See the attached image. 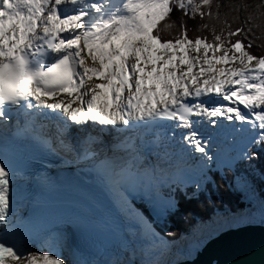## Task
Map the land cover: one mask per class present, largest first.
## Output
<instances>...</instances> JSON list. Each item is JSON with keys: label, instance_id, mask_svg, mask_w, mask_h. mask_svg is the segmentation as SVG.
I'll list each match as a JSON object with an SVG mask.
<instances>
[{"label": "snow or ice", "instance_id": "obj_1", "mask_svg": "<svg viewBox=\"0 0 264 264\" xmlns=\"http://www.w3.org/2000/svg\"><path fill=\"white\" fill-rule=\"evenodd\" d=\"M212 4L213 0H0V121L6 124L13 112L28 116L29 127L36 124L37 116L57 120L60 147L100 172L121 210L143 223L144 234L153 240L159 237L133 206L135 194L155 199L168 170L181 169L183 156L169 151L159 135L151 142L128 137L104 148L103 141L88 130L168 127V139L175 138L177 129L186 130L181 133L182 143L204 161H212L214 138L204 136L200 126L207 119L220 129L217 135L227 138L230 133L218 121L236 120L259 129L240 154L242 159L256 158L250 148L264 146V56L248 51L252 42H244L245 29L228 30L226 35L212 29L208 42L204 36L189 38L181 19L173 39L160 36L161 22L165 27L175 23L171 21L175 9L190 18L211 19ZM207 27L201 24L197 30ZM218 51L222 55L217 56ZM87 59L99 67L88 66ZM237 61L239 67H216ZM94 78L106 83L88 87ZM213 93L237 106L210 108L199 99ZM101 97L107 99L98 106ZM70 126L80 133L74 143L63 138ZM35 138L56 151L51 139ZM0 152V264L5 260L68 264L55 243L43 254L21 250L11 219L16 215L12 177L17 173L5 158L7 150ZM149 154L155 157L151 163L146 162ZM196 187L199 190L200 185ZM74 226L72 220L59 222L50 238L58 240Z\"/></svg>", "mask_w": 264, "mask_h": 264}, {"label": "trees", "instance_id": "obj_2", "mask_svg": "<svg viewBox=\"0 0 264 264\" xmlns=\"http://www.w3.org/2000/svg\"><path fill=\"white\" fill-rule=\"evenodd\" d=\"M217 4L220 5L219 8ZM210 11L213 13L211 19L207 15L201 19L199 16L190 18L181 10L175 9L171 14V21L175 23L171 27H165V22H161L162 40L173 39L179 33L181 19L188 28L189 38L204 36L208 42H212V29H215L216 34L223 31L226 35L228 30L234 31L238 27H243L247 33L244 42L248 43L249 40L252 42V47L248 51L256 56H264V0H213ZM201 24H207L208 27L197 30ZM249 29L251 31H248ZM236 38L232 37L233 40ZM254 149L251 152L257 154L256 158L240 162L234 169L240 176L245 174L253 183L254 192L259 200L264 201V146H255ZM235 176L234 172L227 170L224 175H214L213 183L204 189L197 190L195 187L185 192L177 190L173 197L175 208L159 222L151 217L148 206L142 204L134 206L160 235L173 242L181 235L191 233L197 225L205 221V218L208 220L213 217L216 211L218 213L224 210L227 212L235 209L244 210L248 206L246 198L234 187ZM256 223L264 225V219ZM66 261L72 264L70 260Z\"/></svg>", "mask_w": 264, "mask_h": 264}, {"label": "rangeland", "instance_id": "obj_3", "mask_svg": "<svg viewBox=\"0 0 264 264\" xmlns=\"http://www.w3.org/2000/svg\"><path fill=\"white\" fill-rule=\"evenodd\" d=\"M209 55L211 56V51L209 52ZM217 56L222 55V52H217ZM231 55V53H229ZM254 63V62H253ZM219 64L216 65L217 69ZM239 67L238 61L234 64H228L227 67ZM222 67V66H221ZM224 67V66H223ZM95 83H101L97 79L93 82ZM106 83V82H104ZM92 84V85H93ZM101 105L104 102V99H107L105 97H101ZM240 122V121H239ZM242 124V123H241ZM241 124L234 125L235 128L238 130L240 129ZM253 133H242L241 138L233 139L230 136L229 141L227 145H222L223 150H220L218 154H216L213 150L210 149L209 154L214 156V159L212 161H204L201 157V154L199 153V156H197V159L194 157H191L190 160H188L189 155L186 154V158L184 160L188 161V166H181V169L179 171L175 170L169 173L167 176L164 177V179H167L164 186L158 191L156 198H141V196H136L134 202L139 203L140 205H147L149 208V212L152 216L156 217L157 219L161 220L165 218L166 214L170 211H172L173 208L169 207V204H173V193L175 189H187L189 187H196L197 184L200 185L201 189L205 186L209 180V174L214 171H220L219 173H216L215 175H219L221 173V170H227L228 168H232L236 163L239 161H242L244 159L241 158V151L243 149H246V143H250L253 137L257 136L259 133V129H253ZM217 142V141H216ZM216 142H213L211 146H215ZM220 145V144H218ZM253 147V146H252ZM251 147V148H252ZM154 159V158H152ZM194 159V160H193ZM171 170V169H170ZM170 176V177H169ZM225 177V176H222ZM234 187L238 191H240L244 198H246L248 202V206L244 210H232V211H222L216 213L214 212L213 217L209 218L208 220L205 218L203 223H200L197 225L194 230L191 233L183 234L179 237L176 241H169L166 238H164L162 235L157 234L153 229V231L157 234L159 237L158 240H154L155 242H161L169 251H171V256H173V260L178 259L176 262L181 260H186L192 258V255L196 252L208 239L216 235L219 228H222L226 225V223L230 220V222L234 223L232 227L241 226V224H254L256 221L264 219V201L259 200V197H257L256 192H254V186L253 183L245 176V174L236 175L234 178ZM197 188V187H196ZM131 199V197L129 198ZM156 200H159V203L156 204V207L162 208L161 215H157L154 212V203ZM146 221V219H144ZM232 220V221H231ZM226 221V222H225ZM225 222V223H224ZM141 223V222H140ZM148 223V222H147ZM144 225L143 223H141ZM149 224V223H148ZM229 224V223H227ZM150 225V224H149ZM230 225V224H229ZM137 227L139 226L140 229H144V226L141 227V225L137 224ZM215 227L216 231L211 232V229ZM152 228V227H151ZM220 232V231H219ZM147 237V236H146ZM149 237V238H148ZM147 237V240L152 239L150 236ZM148 240V241H149ZM189 242V247L185 242ZM144 246L147 247V241L144 240ZM60 255L65 257L67 260H70L72 264H83L79 259L78 256H87L89 253L79 251L75 248H72L69 246L67 242L64 241L62 248H57ZM191 250V251H189ZM43 251H46L43 249ZM43 251L40 249H37L36 252L43 254ZM114 252V251H113ZM150 254H162L163 259H168V255L162 253L161 251L152 252L149 251ZM125 252L122 254L116 253L120 258L124 255ZM90 256L93 257L92 254ZM98 262L102 263L101 257H95ZM130 261V260H129ZM42 262V261H41ZM40 261H38V264H42ZM131 262V263H130ZM127 262V264H135L133 261Z\"/></svg>", "mask_w": 264, "mask_h": 264}, {"label": "bare ground", "instance_id": "obj_4", "mask_svg": "<svg viewBox=\"0 0 264 264\" xmlns=\"http://www.w3.org/2000/svg\"><path fill=\"white\" fill-rule=\"evenodd\" d=\"M62 35H66V33L62 34ZM86 64L88 66L99 67V63L97 62L95 65H93L91 59H87ZM221 66L227 67L228 64H223V65L219 64L218 65V67H221ZM95 80L96 79L94 78L92 81H88L87 82L88 87L93 86L92 84ZM98 81H100L101 83L106 82L102 79H100ZM105 98H107V97H105ZM100 99L102 100V98H100ZM224 102H225L224 107H236L237 106V105L233 104L231 101H224ZM97 104H98V106L101 105L100 102H97ZM239 107L242 111L247 113L248 110L244 109L243 105H239ZM212 119H216V118H212ZM249 119H254V117L250 113H249ZM218 123L223 125V128L226 129L230 133L227 136V138H225V136H223V135H217V133L220 131V129L209 124L207 120H205L202 123V125L200 126L201 127L200 131L203 133L204 136H211L214 138L213 142L217 141L216 143L220 144V145L216 144L215 146H210V149L213 150L216 154H218L220 150H223L222 145H225V144L227 145L228 143H230L229 138H228L229 136L235 140V139L241 138L242 133H250V132L253 133L254 132L253 128H251V126H249L246 122H239L236 120L227 121V120H224L223 118H221L218 121ZM237 124H241L239 130L234 127V125L237 126ZM233 129H235L236 131L233 132L232 131ZM183 146H184V148L180 149L179 152H176V150H174L172 147H168V150L173 152V153H176L178 155H182L184 159L186 158V156H185L186 154L189 155L188 160H190L191 157H194L197 159V156H199V153L193 152L190 146H185L184 144H182L180 142V139H178L177 140V148H180ZM247 146H248V143H246V147ZM71 154H73V153H71ZM153 156L154 155H150V154L147 155V161L146 162L151 163L155 159V158L152 159ZM184 161H185L183 163L184 166H188V161L187 160H184ZM87 166L88 165L83 163V162H80V163L75 162V165H71V169H68L67 174L70 176H74L81 181H85L86 183L92 185L98 192H100L102 194V196L107 200V202L113 208L114 212L116 213V215L118 216V218L120 220V223L122 224L123 228L127 232L128 236L131 238V240L133 242V249H129V250L125 251L122 258H120L118 255H116V253L122 254L123 253L122 251H117L115 249L114 250L111 249V250H105L104 252L101 253L100 256L92 254L93 255V257H92L89 254L86 257L85 256H78V259L83 264H127V262H130V261H133L135 264H175L178 259L173 260L174 257L171 256V254H172L171 251H169L161 242H155L153 239H150V240L148 239L149 241L147 240L148 236L146 237V235L144 234L145 233L143 231L144 229H140L139 226L138 227L136 226L137 224L138 225L140 224L141 227L144 225H142L140 223V221H138L137 219L129 217L124 211L121 210L119 200L117 199V197L112 192L109 191L108 187L105 185V183L102 179V175H100V176L96 175V173L98 172L97 170H93V173L90 174L89 172H92V171L87 170L86 169ZM181 166L184 167L183 165H181ZM76 167H78V168L75 169ZM73 168L75 169L76 173L72 170ZM85 170H87L88 172ZM172 171H174V169H171V170L169 169L167 175L169 173H171ZM165 180L168 181L167 179H165ZM135 195L139 196V194H135ZM158 203H159V200H156V202L153 204L154 208L156 207V204H158ZM154 212L157 215H161L162 208L160 209L159 207H156L154 209ZM227 223H229L230 225ZM227 223L224 227L219 228L218 231H216V228L213 227L211 229V232H215V231L219 232V231H222L226 228L232 227L234 225V223L230 222V220ZM55 231H52L50 233H53ZM50 233L45 238H43L37 245L32 246L28 249L31 250L32 252H36L37 249L47 250V248L52 243H55L57 245V248H62L64 241L67 242L70 247L76 249V247L72 241V237H71L70 232L65 231L63 234V237L58 239V240H52L50 238ZM144 240L147 241V244H148L147 247L144 246V244H145ZM185 244H187V246L189 247V242L186 241ZM149 251H152V252L161 251L162 253L168 255V259L164 260L162 254H159V255H156L155 253L150 254ZM189 251H191V250H189ZM88 253H90V252H88ZM94 256L95 257H101L102 263L98 262V260H96L94 258ZM193 256H194V254L192 255V257ZM5 264H10V262H5Z\"/></svg>", "mask_w": 264, "mask_h": 264}, {"label": "water", "instance_id": "obj_5", "mask_svg": "<svg viewBox=\"0 0 264 264\" xmlns=\"http://www.w3.org/2000/svg\"><path fill=\"white\" fill-rule=\"evenodd\" d=\"M175 264H264V225L226 228L208 239L192 258Z\"/></svg>", "mask_w": 264, "mask_h": 264}]
</instances>
